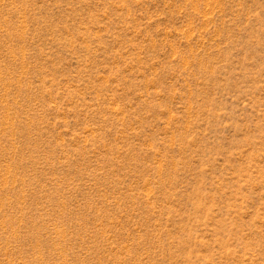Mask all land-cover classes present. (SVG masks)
I'll return each mask as SVG.
<instances>
[{"label":"rangeland","instance_id":"rangeland-1","mask_svg":"<svg viewBox=\"0 0 264 264\" xmlns=\"http://www.w3.org/2000/svg\"><path fill=\"white\" fill-rule=\"evenodd\" d=\"M0 264H264V0H0Z\"/></svg>","mask_w":264,"mask_h":264}]
</instances>
